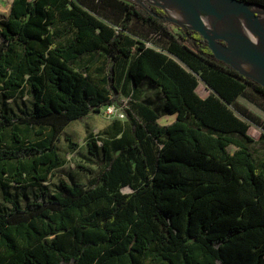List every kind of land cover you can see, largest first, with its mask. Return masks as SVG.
<instances>
[{
  "label": "trees",
  "instance_id": "1",
  "mask_svg": "<svg viewBox=\"0 0 264 264\" xmlns=\"http://www.w3.org/2000/svg\"><path fill=\"white\" fill-rule=\"evenodd\" d=\"M167 17L131 0H12L0 19V96L30 99L0 105V264H264V160L234 110L264 127L237 105L248 85L264 87ZM133 22L166 45L133 37ZM124 72L133 89L159 87L164 111L140 104L127 109L129 129L102 145L91 136L103 166L88 181L60 180L24 203L12 195L49 181L65 127L119 103ZM165 114L176 118L162 124Z\"/></svg>",
  "mask_w": 264,
  "mask_h": 264
},
{
  "label": "rangeland",
  "instance_id": "2",
  "mask_svg": "<svg viewBox=\"0 0 264 264\" xmlns=\"http://www.w3.org/2000/svg\"><path fill=\"white\" fill-rule=\"evenodd\" d=\"M141 3L148 9H151L153 5L161 4L167 11L169 17L168 20L176 21L182 25H189L186 21H181L176 17L172 10L165 5V0H131ZM173 4H177V0H170ZM12 0H0V19L7 17ZM111 19L115 16L111 15ZM177 29V28H176ZM131 30L136 34L132 35L140 41H145L147 44L161 49L166 45L163 40L156 33L151 32L145 26L138 22H133ZM120 102L115 104L120 111L125 114L124 118L120 116L107 117L101 111L92 112L86 117L78 120L71 121L64 129V135L59 142V150L63 159V163L59 166L49 181L43 183L41 186H16L11 188L12 195H16L23 203L30 200L35 193L42 187L48 188L50 193L57 190L60 180L66 181H80L86 182L102 168L101 161L95 160L89 153L87 147V140L93 136L99 140V144L102 145L103 140L116 135L117 131L123 129H129L130 123L127 118V109L137 110L140 104H147L148 106L157 109L159 112L164 111V95L159 87L144 81L139 88L133 89L131 83L127 80L124 74L120 79ZM197 92L200 96L206 97L210 93V89L206 84L200 80V84L197 88ZM30 97L24 95L23 97L5 99L0 96V105L5 103L8 107L18 109L25 101H28ZM237 105L249 110L255 117L264 122V94L257 91L251 85L246 88V93L239 97ZM236 113L245 119L250 127L249 134L253 137V148L256 154V158L259 162L264 160V127L258 124L256 121L245 117L239 110L234 108ZM173 116L163 115L159 120L162 124L172 122ZM118 123L117 126L111 127V124ZM112 133H115L112 135ZM70 136L73 142L77 143V148L70 146V141L66 139V136ZM231 152L235 150V147L229 148ZM124 192L132 191L131 187L127 186L122 189ZM9 204L4 200L3 194L0 191V206L5 208Z\"/></svg>",
  "mask_w": 264,
  "mask_h": 264
},
{
  "label": "water",
  "instance_id": "3",
  "mask_svg": "<svg viewBox=\"0 0 264 264\" xmlns=\"http://www.w3.org/2000/svg\"><path fill=\"white\" fill-rule=\"evenodd\" d=\"M177 1L178 4L184 6V10L188 17L186 22L189 25L178 24L199 32L207 40L210 49L213 51L217 59L231 65L243 75L264 87V48H258L257 46H253L252 48L248 46L242 38L239 39L230 34L235 31L238 33L256 32L260 30L261 23L259 21L248 22L246 20H243V22H237L225 11L224 4L226 1H231L236 5L242 4L246 7L255 6L261 9H264V7L250 4L243 0ZM156 6L164 8L161 4H156ZM208 13L215 14L216 16L217 26L215 30L205 23L206 15Z\"/></svg>",
  "mask_w": 264,
  "mask_h": 264
},
{
  "label": "bare ground",
  "instance_id": "4",
  "mask_svg": "<svg viewBox=\"0 0 264 264\" xmlns=\"http://www.w3.org/2000/svg\"><path fill=\"white\" fill-rule=\"evenodd\" d=\"M174 1L171 3L170 0H166L165 5L172 10V13L178 17L181 21H186L188 19L187 13L184 10V6L181 4H173ZM225 11L232 16L237 22H243L246 20L248 22L251 21H259L261 23L260 30L256 32L250 33H238L237 31L230 33L236 38H239L248 44V46L252 47L257 46L258 48H264V9L259 7H246L242 4H234L231 1H226L224 4ZM187 23V22H186ZM205 23L215 30L217 23H216V16L215 14L208 13L206 15ZM248 68V67H247Z\"/></svg>",
  "mask_w": 264,
  "mask_h": 264
},
{
  "label": "built area",
  "instance_id": "5",
  "mask_svg": "<svg viewBox=\"0 0 264 264\" xmlns=\"http://www.w3.org/2000/svg\"><path fill=\"white\" fill-rule=\"evenodd\" d=\"M101 112L107 117L120 116L121 118L125 117V114L120 111V108H117L115 104H108L102 107Z\"/></svg>",
  "mask_w": 264,
  "mask_h": 264
},
{
  "label": "crops",
  "instance_id": "6",
  "mask_svg": "<svg viewBox=\"0 0 264 264\" xmlns=\"http://www.w3.org/2000/svg\"><path fill=\"white\" fill-rule=\"evenodd\" d=\"M167 116H173V120H172V121H174L175 118H176V114H167ZM160 119H161V118H160ZM111 126H113V124H111Z\"/></svg>",
  "mask_w": 264,
  "mask_h": 264
}]
</instances>
